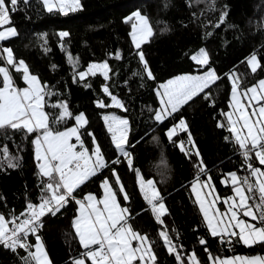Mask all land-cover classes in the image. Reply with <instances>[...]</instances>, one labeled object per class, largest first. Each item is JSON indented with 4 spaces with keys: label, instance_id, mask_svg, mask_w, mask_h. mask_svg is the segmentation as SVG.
Segmentation results:
<instances>
[{
    "label": "trees",
    "instance_id": "trees-1",
    "mask_svg": "<svg viewBox=\"0 0 264 264\" xmlns=\"http://www.w3.org/2000/svg\"><path fill=\"white\" fill-rule=\"evenodd\" d=\"M81 5L77 11L64 15L55 10L49 13L41 0H29L27 5L18 0V10L10 13V26L16 28L18 36L0 42V47H11L14 57L24 60L30 73L55 93L46 96L45 111L55 116L59 109L51 105L67 102L74 116L83 113L88 121L81 129L84 146L91 152L92 138L87 134L90 132L102 149L109 167L91 178L82 190L78 189L77 199L88 193L100 196L103 179L107 177L110 182L114 181L110 169L115 168L129 197L125 201L117 192L118 200L129 208L133 229L155 241L156 264H179L167 253L159 236L165 230L172 236L174 244L182 246L179 251L185 257V264L193 251L202 264H209L205 247L213 256L220 257L264 255V247L259 245L229 247L210 235L191 191L192 182L198 175L194 166L198 158L195 155L189 158L179 148L181 140L186 149L192 147L188 143V134L178 133L172 141L166 136L168 129L182 116L220 198L233 193L231 185L222 183L228 173L235 171L241 177L249 174L240 152L231 142V133L227 127L218 125H226L224 113L231 95L229 74L234 73L239 78L240 89L264 79V0H215L214 9L210 0H81ZM136 10L148 18L154 31L140 50L155 79H148L144 73L137 55L140 50L131 42L130 22H125ZM223 11H227L224 23L215 27ZM165 28L168 31H164ZM60 32H68L69 36L62 39ZM200 49L208 53L207 66L197 65L192 60ZM254 52L261 65L255 73L247 63V58ZM69 54L76 61L75 66L69 61ZM105 61L110 68L108 80L101 73L79 80L78 72H86L90 64ZM209 69H214L221 77L206 89L211 93L209 100L203 99L202 93L173 117L162 123L155 120L154 114L160 107L157 90L161 84L178 76L202 74ZM12 75L18 87L25 85L21 73L13 70ZM105 84L127 111L110 105V96L103 92ZM99 101L110 106L100 108ZM106 114L129 121L125 147L131 154V167L127 159L118 154L107 131L103 121ZM74 123V119H68L51 127L64 131ZM35 135L25 137L14 131L6 135L0 133V147L7 145L9 154L17 157L14 162L19 165L9 168L7 160L0 157V214L7 219L18 216L29 202H40L44 187L41 180L47 178L39 173L34 157ZM225 137L230 139L225 140ZM116 159L120 163L112 164ZM254 164L259 166L258 161ZM138 174L145 181L153 180L161 193L167 209L161 217L163 224L155 219L151 206L144 199L138 186ZM200 178L206 180L207 176L200 174ZM113 187L116 189L118 185ZM61 213L56 217H44L45 224L39 234L52 264H71V258L84 251L72 226L77 205L73 201ZM200 238L205 239L206 245L199 243ZM28 239L35 243L33 235ZM17 251L19 256L26 255L22 249ZM0 264H22V261L11 250L0 247Z\"/></svg>",
    "mask_w": 264,
    "mask_h": 264
},
{
    "label": "snow or ice",
    "instance_id": "snow-or-ice-1",
    "mask_svg": "<svg viewBox=\"0 0 264 264\" xmlns=\"http://www.w3.org/2000/svg\"><path fill=\"white\" fill-rule=\"evenodd\" d=\"M22 2L27 5L29 0H22ZM43 5L49 13L55 10L64 15L82 7L81 0H43ZM17 6L18 0H0V28L8 26L0 31V42L18 36L16 28L10 26V13L16 12ZM210 6L214 9L215 0H210ZM226 16L227 11H223L215 27H220ZM125 22H131L132 41L138 50L154 35L148 18L139 10L126 17ZM164 31L168 29L165 28ZM59 36L63 39L69 36V33L60 32ZM44 39L46 42V34ZM137 55L147 78L155 79L143 51H138ZM116 58H120L119 53L116 54ZM192 59L201 66L209 65L208 53L203 49L199 54L193 55ZM0 61H2L0 65V133L6 135L9 131H14L23 133L25 137L35 133L33 143L36 160L42 177L47 178L41 180L44 187L39 198L40 202L38 204L29 202L26 211L20 213L24 219L20 220V217L16 215L7 219L4 214H0V246L16 254L22 264H52L42 236L39 234L45 224L43 218L62 214L61 210L74 201L79 208L78 215L72 220V226L79 245L84 251L72 257L71 264H87L89 261L90 264H137V262L156 264L155 241H151L147 234H141L133 229L129 208L122 207L118 200L117 192L123 193L125 201H128L129 197L115 168L110 169L114 181L110 182L105 177L101 183L103 188L101 199L91 193L77 199V190H82V186L91 178L109 167L93 133H87L91 136L94 146L91 152L84 146L81 129L88 123L84 114L74 116L67 102L62 101L51 105L52 108L59 109L55 116H52L45 111L48 104L46 96L50 97L55 93L47 85H42L36 75L30 73L25 61L17 60L11 47H0ZM69 61L75 66L76 61L71 54H69ZM247 63L253 73L261 67L255 52L247 58ZM13 70L21 73L26 87L20 88L16 85L12 75ZM97 70L102 71L105 80L109 79L110 68L107 61L101 64H90L86 72L80 71L77 76L82 81L86 76H95ZM220 78L214 69H209L203 75L180 76L160 85L158 90L160 108L154 114L155 120L162 123L169 117H173L184 105L202 93L204 94L202 98L209 100L211 93L206 92V89ZM229 78L232 81V111L224 113L227 124L221 123L218 127H227L231 133V142L240 152L249 174L241 177L233 171L228 173L230 181L229 179L222 181L225 184L230 182L233 192L232 196L223 198L222 203L227 205L225 211L215 206L220 197L215 193V186L211 183L212 177L207 174L199 149L195 148V142L191 139L186 120L181 116L178 123L168 129L166 136L172 141L178 133L188 134V143L192 147L186 149L185 142L181 140L179 148L189 158L192 155L198 158L194 163L198 169V175L192 182L191 190L195 194L210 235L219 238L220 244H227L229 247H234L235 244H242L249 248L256 245L264 247V168L254 164V161H258L259 165L264 166V79L259 80L255 86L241 90L239 78L234 73L229 74ZM86 86L90 87V85ZM103 92L111 97L115 107L124 108V104L110 92L107 84L103 85ZM109 106L103 101L98 102L100 108ZM124 110L127 111L126 108ZM68 119H74L76 126L64 131H57L51 127L52 124L66 122ZM103 119L116 149L127 159V164L131 167V154L125 147L128 144L129 121L115 115H106ZM73 138L78 142L79 150H77V144L72 142ZM229 139L230 137H225V140ZM0 157L7 160L9 168L19 166L14 162L17 157L9 154L7 145L0 147ZM111 163L119 164L120 160L116 159ZM200 174L207 176V179L201 180ZM114 184L118 185V188L114 189ZM140 190L151 206L155 219L163 224L161 217L167 209L155 182L145 181L141 177ZM30 234L35 237V243L29 241ZM159 236L163 239L167 253L174 256L179 264H185V257L179 251V247L182 246L178 247L174 244L172 236L166 230L161 231ZM199 243L206 245L204 238H200ZM18 249H22L26 255L19 256ZM203 250L207 253L210 264H264V255L220 257L213 256L207 247ZM187 261L188 264H202L195 251L187 256Z\"/></svg>",
    "mask_w": 264,
    "mask_h": 264
},
{
    "label": "rangeland",
    "instance_id": "rangeland-1",
    "mask_svg": "<svg viewBox=\"0 0 264 264\" xmlns=\"http://www.w3.org/2000/svg\"><path fill=\"white\" fill-rule=\"evenodd\" d=\"M42 1V3H43V0H41ZM134 22V21H133ZM2 30H5V28H3ZM2 30H0V31H2ZM131 31H132V28H131V22H130V36H131ZM131 42H132V44H133V46H134V48L136 49V47H135V45H134V43H133V41H132V36H131ZM201 50V49H200ZM200 50H198L194 55H197V54H199L200 53ZM203 50H205V49H203ZM206 51V50H205ZM207 52V51H206ZM3 55H6V54H3ZM193 60V59H192ZM194 61V60H193ZM194 62H196V61H194ZM249 66V65H248ZM249 68H250V70H251V67L249 66ZM97 72L98 73H102V71L101 70H97ZM185 76V75H184ZM236 76V75H235ZM180 77V76H179ZM22 78V77H21ZM176 79V78H175ZM23 80V79H22ZM170 80H174V79H170ZM169 81V80H168ZM168 81H166L165 83H163V84H166ZM229 81H230V84H232V81H231V79L229 78ZM24 82V81H23ZM259 82V81H258ZM258 82L257 83H255V84H252V85H250V86H248V87H246V88H243V89H247V88H249V87H252V86H255V85H257L258 84ZM239 83V82H238ZM24 84H25V82H24ZM162 85V84H161ZM27 85L25 84L23 87H26ZM22 87V88H23ZM159 89H160V87H159ZM158 89V90H159ZM243 89H241V90H243ZM157 94H158V91H157ZM158 98H159V100H160V97H159V95H158ZM118 99V98H117ZM231 103H232V101H231V95H230V100H229V104H228V110L225 112V113H227V112H229V111H232V108H231ZM110 105L111 106H113V107H115L114 105H113V102L112 103H110ZM160 108V107H159ZM159 110V109H158ZM157 110V111H158ZM106 115H108V116H112V115H115V114H106ZM106 115H104V116H106ZM115 116H117V115H115ZM117 117H119V116H117ZM121 118V117H120ZM225 121H226V124H227V119H226V117H225ZM105 122V121H104ZM106 124V123H105ZM73 126H76V122L72 125V126H70V127H73ZM107 126V125H106ZM69 127V128H70ZM111 134V133H110ZM75 140V138H73V143H76L77 144V150H79V144H78V142L77 141H74ZM34 144V143H33ZM94 147V146H93ZM34 157H35V159H36V156H35V145H34ZM36 162H37V160H36ZM37 167H38V169H39V166H38V162H37ZM258 167H262V168H264V166H261V165H259ZM39 171H40V169H39ZM140 178H141V176H140V174H138L137 175V181H138V186H139V188H140ZM226 179H229V181H230V178L227 176V178H225L223 181H225ZM225 184V183H224ZM229 185H230V182L228 183ZM125 190V189H124ZM192 191V190H191ZM205 191H207V190H205ZM126 192V191H125ZM142 192V191H141ZM193 193V192H192ZM216 193V192H215ZM142 194H143V196H144V193L142 192ZM217 194V193H216ZM98 199H101L102 197H103V188L101 187V195L100 196H98V195H96V194H94ZM121 195H122V197H123V193H121ZM193 195H194V197H195V194L193 193ZM232 195H233V193H232ZM231 195V196H232ZM195 199H196V197H195ZM207 199H212V197H207ZM222 201H223V198H220V199H218L217 200V202H216V207L217 208H219L221 211H225L226 210V208H227V205H224L223 203H222ZM121 204V203H120ZM198 204V203H197ZM121 206L122 207H126L125 205H122L121 204ZM198 207H199V205H198ZM78 208H79V206L77 205V213H76V216L78 215ZM201 212V211H200ZM166 213V212H165ZM201 214H202V216H203V213L201 212ZM75 216V217H76ZM74 217V218H75ZM73 218V219H74ZM204 218V217H203ZM205 221V220H204ZM205 223H206V221H205ZM191 254V253H190ZM234 256H238V255H234ZM239 256H242V255H239ZM230 257H232V256H230ZM210 264V263H209Z\"/></svg>",
    "mask_w": 264,
    "mask_h": 264
},
{
    "label": "crops",
    "instance_id": "crops-1",
    "mask_svg": "<svg viewBox=\"0 0 264 264\" xmlns=\"http://www.w3.org/2000/svg\"><path fill=\"white\" fill-rule=\"evenodd\" d=\"M196 64H197V62H195ZM96 64H101V63H96ZM197 65H199V64H197ZM201 66V65H200ZM207 72V71H206ZM205 72V73H206ZM98 73V72H97ZM102 74V73H101ZM204 73H202V74H195V75H190V76H199V75H203ZM103 75V74H102ZM185 76H188V75H185ZM179 77V76H178ZM175 78H177V77H175ZM175 78H172V79H175ZM23 87V86H22ZM22 87H20V88H22ZM160 87V86H159ZM159 89V88H158ZM158 91V90H157ZM158 95V94H157ZM159 99V98H158ZM159 102H160V100H159ZM110 103H112V99H111V97H110ZM113 107V106H112ZM115 108H117V107H115ZM119 109H122V108H119ZM122 119H124V118H122ZM103 121H104V119H103ZM105 123V122H104ZM105 126H106V124H105ZM107 127V126H106ZM115 145V144H114ZM117 150V152H118V154H120V152H119V150L118 149H116ZM121 155V154H120ZM38 171H39V169H38ZM39 173H40V171H39ZM41 174V173H40Z\"/></svg>",
    "mask_w": 264,
    "mask_h": 264
},
{
    "label": "built area",
    "instance_id": "built-area-1",
    "mask_svg": "<svg viewBox=\"0 0 264 264\" xmlns=\"http://www.w3.org/2000/svg\"><path fill=\"white\" fill-rule=\"evenodd\" d=\"M25 211H26V208H25L22 212H25ZM22 212H21V213H22ZM18 216L20 217V220L24 219V216H20V214H19ZM17 222H19V221H17ZM10 227H11V225H10ZM30 235H31V234H30ZM30 235H29V236H30ZM0 247L3 248V246H0Z\"/></svg>",
    "mask_w": 264,
    "mask_h": 264
}]
</instances>
